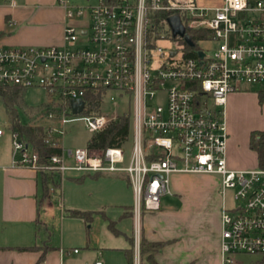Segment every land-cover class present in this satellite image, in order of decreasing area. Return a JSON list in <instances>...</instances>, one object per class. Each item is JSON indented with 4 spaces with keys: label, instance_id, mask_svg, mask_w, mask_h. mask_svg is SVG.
Here are the masks:
<instances>
[{
    "label": "built area",
    "instance_id": "built-area-1",
    "mask_svg": "<svg viewBox=\"0 0 264 264\" xmlns=\"http://www.w3.org/2000/svg\"><path fill=\"white\" fill-rule=\"evenodd\" d=\"M58 6L65 20L62 43L0 47V85L41 89L48 103L54 98L49 108L58 113L44 110L34 117L61 137L67 123L81 120L93 135L129 112L131 153L125 164L123 146H87L67 156L61 147L60 155L39 164L11 132L13 165L60 179L70 173L125 175L136 221L142 212L159 211L162 196L174 194L173 175H214L221 196L233 189L236 202L227 210L221 199L219 207L222 263H232L234 254L264 256V169L228 168L225 124L229 94L246 86L264 89V0H100L88 8L58 0ZM84 10L85 26L68 24ZM170 17L178 18L183 36L173 35ZM169 40L182 45L169 49ZM207 42L216 43L210 52L197 45ZM102 91L103 99L116 92L127 110L85 114L86 98ZM155 99L163 104L153 105ZM78 100L82 111L73 114L70 101Z\"/></svg>",
    "mask_w": 264,
    "mask_h": 264
},
{
    "label": "crops",
    "instance_id": "crops-1",
    "mask_svg": "<svg viewBox=\"0 0 264 264\" xmlns=\"http://www.w3.org/2000/svg\"><path fill=\"white\" fill-rule=\"evenodd\" d=\"M57 9L59 17L51 30L48 27L47 32L40 35L28 31L16 33V26L32 15L31 7L16 3V0H3L0 5V47L60 45L65 20L62 8L57 5ZM43 15L41 14V17ZM249 95L251 94L244 92L231 93L226 98V105L234 103L235 107L238 99L251 98L252 96ZM226 131H228L227 125ZM9 141L4 134L0 136V264H95L96 262L137 264L141 256L142 238L149 243H164L154 256L156 264H223L219 254L220 205L216 207L213 204L211 208L212 231H209L208 225L197 218L188 205H185L186 202L174 210L163 211L160 208L157 212H142L137 221L130 204L123 205L117 221H111L104 212L95 209L73 208L74 211L92 213L88 221L68 215L71 210H66L67 213L64 210L65 214H62V209H59L56 213L55 206L49 202L50 197L43 196L40 174L29 168L13 165L12 146ZM231 150V143L229 144L227 137L228 168L246 170L257 167L255 153L254 156L248 153L249 156L245 160H238L232 157ZM104 175L112 174H98L97 177ZM113 176L123 175L113 174ZM62 181L63 179H60V186ZM171 187L174 194H177L178 185L171 184ZM52 194L55 195L56 191ZM46 211L47 213L51 211L52 218H56L59 226L60 234L56 239L48 235V224L43 219V214H47ZM96 217L107 222L106 229L113 236V241L108 234L95 236L84 232V227L80 224H65L68 219H75L85 225L92 223ZM121 220H128L130 223L135 221L134 233L127 236L122 229L116 228L118 221ZM64 227L72 232V237L65 236ZM41 228L46 230L47 235H39L38 230ZM118 236L122 237L121 240H117ZM75 245L81 246L83 250L79 251L73 247ZM18 247L33 249L19 251ZM128 253L131 256V263L128 261ZM235 255H232V260ZM141 261V264H147Z\"/></svg>",
    "mask_w": 264,
    "mask_h": 264
},
{
    "label": "rangeland",
    "instance_id": "rangeland-1",
    "mask_svg": "<svg viewBox=\"0 0 264 264\" xmlns=\"http://www.w3.org/2000/svg\"><path fill=\"white\" fill-rule=\"evenodd\" d=\"M67 1L73 6L88 8L96 6L100 0ZM2 3L3 0H0V5ZM16 3L28 5L31 7L32 11L30 18L25 19L22 23H20V25L16 26V33L19 31H28L32 34H44V32H47L48 27L49 30L52 29L55 21L59 17V10L57 9L58 0H16ZM41 14L44 15L41 17ZM87 22L88 11L84 10L82 17L71 20L68 24L76 26L79 30L81 27L85 26ZM165 45L169 49H177L180 45H182V42L180 40H169L165 43ZM197 45L200 49L205 51L209 50L210 52L216 46V43L207 42L198 43ZM29 46L39 47L37 45ZM260 89H262L260 86H246L243 88L242 92L251 94L249 95L252 96L251 98L246 97L238 99L235 107L234 103H228L226 105V125L228 126L227 134L229 144L231 143V155L234 159L245 160L249 156L248 153L254 156L253 150H251L248 146L250 133L264 131V103L260 104L256 96V92ZM111 98H113V100H111ZM47 99L48 98L43 90L27 89L24 93V102L26 106L33 109L25 111L17 108L20 123L22 125H26L34 121L31 119V117L36 119L34 118V115H36L37 112L34 108L40 104L46 103ZM152 104L162 105L163 100L155 99L152 101ZM99 108L102 113H116L119 115L127 110V105H125V102L118 98L116 92L112 91L108 93L103 100H101ZM43 121L44 120H41L44 125ZM0 126L4 131V137L11 141V132L6 129V118L1 103ZM90 137L91 134L86 130L83 121L77 120L67 123L64 127V134L61 137V147L65 156H67L68 151L86 148ZM256 142H258L257 139ZM131 148L132 130L130 129L128 138L123 145L125 164L127 163V159L131 153ZM67 161L68 163H71L70 159H67ZM83 175V173H70L64 177L61 182V186L59 188H55L56 194H52L50 196L49 202L55 206L56 213L59 212V209H62V214H65L64 210H74L73 208H75V210L95 209L97 211L104 212V214L109 217L111 221H117L122 213L123 205L130 204L133 207L134 197L125 175H104L96 178L86 176L82 182H78L77 179L81 178ZM175 183L179 188H177L178 193L162 196L160 198L161 210H174L179 208L183 202H186L185 205H188L191 211L193 210L197 218L201 219L206 223V225H208L207 228L209 231H212L213 229L212 219L210 218L212 215L211 208H213L214 205L216 207L219 206L221 199L227 210H232L236 205V202L233 199L234 190L226 189L224 194L221 196L218 190V178L214 175H173L171 177L172 186ZM49 188H52L51 185ZM88 196H90V198H88ZM43 215V219H45L48 224V235H50L51 238L56 239L58 234H60L56 218H52L51 211ZM118 222L119 223L116 225V228L122 229L127 236L134 233L133 230H135L136 226L135 221L132 223L128 220H121ZM52 224L54 225L53 229ZM65 224H80V226L84 227V232H89L95 236L108 234L113 241V236H111L109 231L106 229L107 222L103 221L99 217H96L92 223H86L85 225H83L82 222L75 221V219H68ZM38 231L39 235H45L47 233L44 228H41ZM63 232L65 236H68L69 238L72 237V232H70L68 228L64 227ZM121 238V236H118L117 240H121ZM73 247H76L79 251L83 250L81 246L75 245ZM141 260H143L142 256L139 258V264H141ZM230 264H264V258L262 259L260 255L236 254L233 257V262Z\"/></svg>",
    "mask_w": 264,
    "mask_h": 264
},
{
    "label": "trees",
    "instance_id": "trees-1",
    "mask_svg": "<svg viewBox=\"0 0 264 264\" xmlns=\"http://www.w3.org/2000/svg\"><path fill=\"white\" fill-rule=\"evenodd\" d=\"M1 36V33H0ZM196 40L199 39L197 34ZM27 89L18 86H6L0 85V103L3 106L6 129L12 133H18L20 138L30 147L32 152L38 156L39 164H46L51 156L61 154L60 140L61 136L49 133L41 120L33 119L30 124L22 125L18 118L17 108L22 110H31L33 108L26 106L24 102V93ZM104 92L91 93L86 98L87 108L85 114H98L100 112V103L103 99ZM257 100L260 104L264 103V89H260L256 92ZM48 98V97H47ZM52 102L43 103L34 109L37 114L42 113L44 110H51L54 113H58L54 107V98H51ZM49 98L47 99V101ZM57 105H60L57 103ZM69 105V103L63 102L61 104ZM35 118V117H34ZM40 121V122H39ZM131 129V115L126 113L117 116L110 124L101 132L91 135L87 146L92 149L104 150L109 147H122L126 142ZM256 139L258 142H256ZM249 147L256 155L257 167L264 169V131L251 132L249 136ZM41 176L42 192L44 197H50L52 193L56 191L55 188H59L60 179L54 175H47L39 173ZM86 176H92L96 178L98 174L86 173L77 181L82 182ZM51 185L52 188H49ZM68 215L73 217L82 218L86 221L91 219L92 213L81 212L71 210ZM164 246V243H149L143 238L140 240V255L143 261L147 264H156L154 260L155 254ZM19 251H29L32 247H18ZM128 261L131 263V256L128 253Z\"/></svg>",
    "mask_w": 264,
    "mask_h": 264
},
{
    "label": "water",
    "instance_id": "water-1",
    "mask_svg": "<svg viewBox=\"0 0 264 264\" xmlns=\"http://www.w3.org/2000/svg\"><path fill=\"white\" fill-rule=\"evenodd\" d=\"M168 24L171 27V30H172V33L174 36H176V35L183 36L184 35V29L181 26L177 17H170L168 19ZM185 41L188 44H190L188 38H186V37H185ZM70 107H71L73 114H79L82 111L83 102L81 100L70 101Z\"/></svg>",
    "mask_w": 264,
    "mask_h": 264
}]
</instances>
